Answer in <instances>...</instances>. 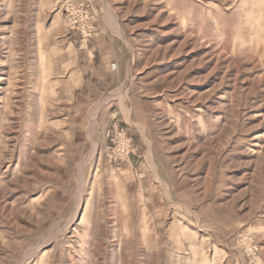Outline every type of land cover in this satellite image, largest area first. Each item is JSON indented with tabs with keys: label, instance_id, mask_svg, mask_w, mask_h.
I'll return each instance as SVG.
<instances>
[{
	"label": "rangeland",
	"instance_id": "374dc122",
	"mask_svg": "<svg viewBox=\"0 0 264 264\" xmlns=\"http://www.w3.org/2000/svg\"><path fill=\"white\" fill-rule=\"evenodd\" d=\"M0 264H264V0H0Z\"/></svg>",
	"mask_w": 264,
	"mask_h": 264
},
{
	"label": "crops",
	"instance_id": "0c3cea01",
	"mask_svg": "<svg viewBox=\"0 0 264 264\" xmlns=\"http://www.w3.org/2000/svg\"><path fill=\"white\" fill-rule=\"evenodd\" d=\"M84 53V52H81ZM91 55H86L85 61L86 66L85 69L82 70L81 73V87H87L88 84L94 88V90H98V88L104 84V81L106 80V74L103 72V67L99 64V58L97 57L96 60L98 63L94 66L92 63V59L90 58ZM102 127L108 128L110 121L106 119H102L101 121ZM139 169V168H138ZM115 170L119 172V174L123 175V182H119L120 188L127 191L133 190L135 192L134 198H126V204L132 205L137 204L140 209V215L144 216V220L151 221L152 225L149 226L150 229H155L156 225L155 222H158L162 220L163 215L167 216L170 213L169 204L167 202H163V199L158 196L157 190L155 189L154 184L150 181L148 171L146 168L141 169L142 177L143 179L140 180L139 176L135 174L131 169V162L128 164H122V165H116ZM141 192V193H140ZM136 201V202H135ZM140 218H134V219H142ZM173 223V222H172ZM173 225V224H172ZM185 227H182V230H184ZM184 234V232H182ZM177 236V235H176ZM172 235V241H175V237ZM184 237V236H182ZM176 241H180L179 233L176 238ZM204 241L202 239H199L197 236L190 235L189 245H191L193 248V251H197L200 249V246H203ZM181 245L183 246V249L185 250V244L184 240L181 239Z\"/></svg>",
	"mask_w": 264,
	"mask_h": 264
},
{
	"label": "built area",
	"instance_id": "2783aa9c",
	"mask_svg": "<svg viewBox=\"0 0 264 264\" xmlns=\"http://www.w3.org/2000/svg\"><path fill=\"white\" fill-rule=\"evenodd\" d=\"M112 70L115 69V65L111 66ZM115 134L118 135L119 141H116V149L113 156V160L116 159H126L129 155L134 154V149L131 147L130 141L126 139L122 134L117 133V131H114ZM118 140V138H117Z\"/></svg>",
	"mask_w": 264,
	"mask_h": 264
}]
</instances>
